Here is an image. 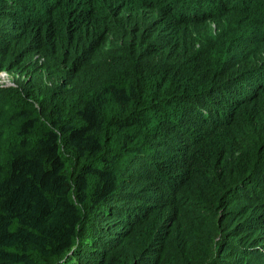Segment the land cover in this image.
Here are the masks:
<instances>
[{
	"label": "trees",
	"instance_id": "trees-1",
	"mask_svg": "<svg viewBox=\"0 0 264 264\" xmlns=\"http://www.w3.org/2000/svg\"><path fill=\"white\" fill-rule=\"evenodd\" d=\"M0 264H264V0H0Z\"/></svg>",
	"mask_w": 264,
	"mask_h": 264
},
{
	"label": "rangeland",
	"instance_id": "rangeland-1",
	"mask_svg": "<svg viewBox=\"0 0 264 264\" xmlns=\"http://www.w3.org/2000/svg\"><path fill=\"white\" fill-rule=\"evenodd\" d=\"M15 76L9 75L5 72H0V86H12L14 85L13 78Z\"/></svg>",
	"mask_w": 264,
	"mask_h": 264
},
{
	"label": "clouds",
	"instance_id": "clouds-1",
	"mask_svg": "<svg viewBox=\"0 0 264 264\" xmlns=\"http://www.w3.org/2000/svg\"><path fill=\"white\" fill-rule=\"evenodd\" d=\"M6 73V72H5ZM9 74V73H8ZM9 75H11V74H9Z\"/></svg>",
	"mask_w": 264,
	"mask_h": 264
}]
</instances>
